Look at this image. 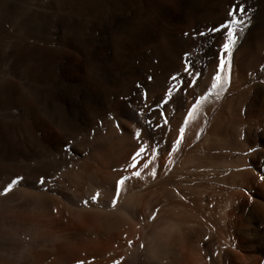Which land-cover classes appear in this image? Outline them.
<instances>
[{
	"label": "bare ground",
	"instance_id": "6f19581e",
	"mask_svg": "<svg viewBox=\"0 0 264 264\" xmlns=\"http://www.w3.org/2000/svg\"><path fill=\"white\" fill-rule=\"evenodd\" d=\"M253 1L210 93L227 32L214 29ZM58 3L60 44H31L0 78V264H264V0ZM142 144L159 154L129 169Z\"/></svg>",
	"mask_w": 264,
	"mask_h": 264
},
{
	"label": "rangeland",
	"instance_id": "374dc122",
	"mask_svg": "<svg viewBox=\"0 0 264 264\" xmlns=\"http://www.w3.org/2000/svg\"><path fill=\"white\" fill-rule=\"evenodd\" d=\"M7 1V2H6ZM3 0V1H1L0 0V12H1V10L2 11H4V12H1L0 13V20H1V22H3V23H1L0 22V42H2V45H1V43H0V48H1V50H0V55L1 56H4V57H0V78L2 79V77L3 78H12L13 77V72H14V70L13 69H15V64H16V62H18L21 58L22 59H24V60H26L27 59V57H29L30 59H31V55L30 56H28V52H29V47L31 46V44H32V46L30 47L31 49L32 48H36L35 47V45L37 44L38 46L39 45H41V46H44V47H46V46H53V47H56V46H58V44H60V42H59V40H58V38H60V36L62 35H60V33H63V31L62 30H64V29H61V28H58V27H56V26H54V23H55V25L57 24L56 22H60V23H58V25L57 26H59V27H62V25H60L61 23H63V7H56V4L58 5V6H61V3L59 4L58 2L60 1V0H46L45 2H46V6L47 7H45V5H43V4H45V2L42 0V2L40 1V0H30V3H29V0H26L27 2H25V0H23V2H24V4H23V2H22V0H14V1H16V2H18L19 3V5H18V3L15 5V7H17L18 6V9L20 8V10H16L15 11V9L16 8H13L12 7V3H11V1L12 0ZM10 1V8L8 7L9 5L7 4L8 2ZM33 3H32V2ZM49 1H51V2H49ZM7 4V5H5V3ZM38 2V3H37ZM42 4H41V3ZM47 2L49 3V4H47ZM53 2H55V3H53ZM254 3H251L249 6H248V9H246L245 10V14L243 15V17H242V19L245 21V23L241 26L242 27V29H248V28H250L251 26H252V24H254V22H255V19H256V17L258 16V5H257V2L256 1H253ZM26 3V4H25ZM32 3V4H31ZM40 3V4H39ZM3 4V5H2ZM29 4V5H28ZM14 5V4H13ZM49 5V6H48ZM50 5H52L51 6V8H50ZM7 6L10 10H8V8L7 9H5V7ZM27 6V7H26ZM29 6V7H28ZM43 8H42V7ZM4 7V8H3ZM24 7H26V9L27 10H25V8ZM30 9V12H28L27 13V11H29V9ZM4 9V10H3ZM11 9H14L13 11L11 10ZM41 9V11H39V10ZM44 11H43V10ZM50 9H52V11L50 10ZM59 9V10H58ZM256 9V10H255ZM8 10V11H7ZM24 10L26 11V12H24ZM34 10V11H33ZM62 11V13H61V11ZM5 11H7V13L5 12ZM12 11V12H11ZM18 11V12H17ZM37 11V12H36ZM57 11V12H56ZM8 12H10V13H8ZM20 12H22L21 13V16L19 15L18 17H15V16H17L18 14H20ZM32 12H33V14H32ZM41 12V13H40ZM51 12V13H50ZM54 14H53V13ZM59 12V14H57ZM2 13H4V15L2 14ZM14 13H15V16H14ZM25 13H27V14H25ZM37 13H39V14H44V13H46L47 15H48V17H49V15L51 14V15H54L53 17L50 15V17L48 18L47 17V15L45 16V15H43L42 17H40V15L39 14H37ZM57 15H56V14ZM10 14V15H9ZM13 16L12 18L13 19H11V17H10V19H9V17L8 16ZM25 15V16H24ZM38 15V16H37ZM59 15V16H58ZM4 16V17H3ZM27 16V17H26ZM31 16V17H30ZM5 17H8L7 19L5 18ZM19 17H22V18H24V20L22 19V18H19ZM47 17V18H46ZM56 17H57V19H58V21L56 20ZM3 18L6 20H3ZM25 18H28L27 19V21L25 22ZM46 18V19H45ZM241 17H240V15H239V19H240ZM14 19H15V22H14ZM49 19V20H48ZM250 19V20H249ZM7 20H8V22H7ZM11 20H12V22H11ZM29 20V21H28ZM52 20V21H51ZM56 20V21H55ZM62 22H61V21ZM55 21V22H54ZM11 22V23H10ZM17 22V23H16ZM23 22L25 23V25L23 26ZM28 22L30 23V24H32V25H30V24H28ZM36 22V23H35ZM50 22H51V24H50ZM248 22V23H247ZM15 23V24H14ZM12 24V25H11ZM1 25L4 27V28H1ZM47 25V26H46ZM15 26H16V28H15ZM18 26V27H17ZM38 26H40V27H38ZM33 27H34V29H33ZM45 27V28H44ZM12 28V29H11ZM30 29V30H27V29ZM40 28V29H39ZM53 28V30H51ZM57 28L58 29H61V30H57ZM7 29V30H6ZM14 29V30H13ZM17 29H20V31L19 30H17ZM36 29V30H35ZM50 29V30H49ZM6 31V33H5V31ZM12 33H10L9 31ZM32 30V31H31ZM41 32H40V31ZM57 30V31H56ZM8 31V32H7ZM28 31V32H27ZM34 31H35V33H34ZM37 31V32H36ZM2 32L3 33H5V34H2ZM23 32V33H22ZM58 32H60V33H58ZM9 33V35H7ZM28 33V34H27ZM30 33L32 34V37H26V35L25 34H27L28 36H31L30 35ZM41 33L43 34L42 35V37L43 36H45V37H43V39H42V37H40L41 36ZM47 33H49V35L47 34ZM14 34V35H13ZM16 34V35H15ZM17 34H21V35H25V36H23V37H21V35H20V37H19V35H17ZM60 35V36H58V35ZM34 35H36L37 36V38H36V40H35V38H34ZM56 35L58 36V37H56ZM16 36H18V37H16ZM50 36V37H49ZM2 37V38H1ZM39 37V38H38ZM48 37V38H47ZM31 38V39H30ZM33 38V39H32ZM51 38V39H50ZM55 38V39H54ZM39 39H42V40H39ZM45 39H47V41L45 40ZM50 39V40H49ZM28 41V42H27ZM34 41H36V42H34ZM61 41V40H60ZM21 42H23L24 43V49L22 48L21 49V47H23V46H19V44L21 43ZM25 42H27L26 44H25ZM32 42H34V43H32ZM23 43H21L20 45H23ZM28 43H30L29 45H28ZM18 44V45H17ZM15 45H17L16 47H17V49L16 50H18V49H21V51L20 50H18V51H16L15 49H13V46H14V48H16L15 47ZM28 45V46H27ZM40 47V46H39ZM38 48V47H37ZM28 49V50H27ZM26 51L27 50V52L26 53H24L23 51ZM13 51V52H12ZM15 51H16V54L14 55V53H15ZM19 51H20V53H19ZM10 52V53H9ZM11 52L13 53V55L11 54ZM18 52V53H17ZM3 54V55H2ZM18 54V55H17ZM9 55H10V57H9ZM20 55V56H19ZM6 57V58H5ZM9 57V58H8ZM19 57V59L17 60V58ZM24 57V58H23ZM13 58V59H12ZM32 58H34V56L32 57ZM3 60V62H1L2 60ZM10 59V60H9ZM12 59V60H11ZM13 63H14V65H13ZM12 64V65H11ZM18 64V63H17ZM16 64V65H17ZM15 66V67H14ZM14 67V68H13ZM6 76V77H5Z\"/></svg>",
	"mask_w": 264,
	"mask_h": 264
},
{
	"label": "snow or ice",
	"instance_id": "6c2138e0",
	"mask_svg": "<svg viewBox=\"0 0 264 264\" xmlns=\"http://www.w3.org/2000/svg\"><path fill=\"white\" fill-rule=\"evenodd\" d=\"M238 14L241 17L240 19H237ZM244 14H245V8L242 4L238 9L234 6L233 9L229 12V16L232 17V19L229 22L221 25L219 28L214 29L215 31H220L221 29H227V32H226V42L223 43L221 51L219 53L218 68H217L215 75L212 77L214 82L211 84V87L209 89L210 93H212L214 90H216L218 88L221 91H223L224 86L229 82L231 67H232V59H233V49H234L235 45L238 43V34H239L238 30H242L241 26L245 23V21L242 19ZM201 35H203V33ZM226 68L228 69V75L227 76L224 75ZM185 70L192 73L194 81H195L196 77H199L201 75V73H199L198 71L195 70L194 65H191V64L186 66ZM169 95L171 96V90L169 91ZM217 95H218V93H217ZM201 99H203V98H201ZM193 108H195V105L193 106ZM191 111L192 110L189 111V115H191ZM185 122H187V121H185ZM165 123H167V122H165ZM183 135H184V129L181 128L180 129V135L173 142L172 151H175L176 147L181 143V140L183 139ZM135 136L138 139L141 138L140 130H137L135 132ZM148 153H153L155 155H153L152 160H148L147 163L142 164V167L147 169L154 162L156 155L159 154V148L157 146L152 145V144H142L139 147L138 151L133 156V158H132L133 162L128 165V168L129 169L137 168L138 165H141V161L137 160L136 158L137 157L146 158V154H148ZM155 174L156 173L153 170L152 175H155ZM131 175L139 177L141 175V172L139 170H137L135 172H132ZM129 178L130 177H123L118 181V188H117V192H116L117 197L121 195L119 186H124ZM41 183H44L43 179H41ZM16 184H18V180H13L3 190L4 193H7L10 190H12L13 186ZM98 195L99 194L94 195L92 197V199H97ZM85 203H88V202L85 201ZM112 203H113V206H115L117 203V200L114 198ZM132 243H133V241H129V245H132ZM141 247H144V245H141Z\"/></svg>",
	"mask_w": 264,
	"mask_h": 264
}]
</instances>
